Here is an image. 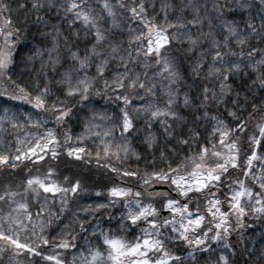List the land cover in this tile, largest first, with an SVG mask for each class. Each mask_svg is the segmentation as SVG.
<instances>
[{
  "label": "trees",
  "instance_id": "1",
  "mask_svg": "<svg viewBox=\"0 0 264 264\" xmlns=\"http://www.w3.org/2000/svg\"><path fill=\"white\" fill-rule=\"evenodd\" d=\"M3 2L7 3L11 9L10 15L13 27H20L21 32L18 38L14 37L16 43L11 53L12 63L9 65L7 75L0 77V91L7 89L9 93L18 94L17 86H20L35 96L40 88L44 87L45 83L50 82L51 94L47 99V103L50 105L53 99L57 98L64 100L65 85L57 81L61 78L64 69L74 66L67 46L63 43L60 45L62 66L57 65L55 71H53L50 64L46 68L41 67L42 63L48 60L46 51L43 52L42 56H34L29 60L28 57L33 56L36 47L47 49L52 46L51 37L44 35L49 29L45 27L43 22H36L38 14L31 8L32 0H27L26 7L23 10L17 8V0H3ZM20 2L24 3L25 0H20ZM121 2L125 4V9L119 8L115 0H109L116 13V20L119 21L118 26L111 28L112 19L103 10L102 0H86V10L103 17L100 23L102 28L106 30L109 40L120 43L123 54L127 56L131 35H138L140 31L146 33L147 29L140 20H131V13L127 11V8L139 3V0H121ZM212 2L213 0H191L192 6L184 7L189 4V0H145L148 17L150 19L154 18L157 24L162 25L166 18L168 21H175L178 16L190 20L195 14V8L199 7L200 15L203 17V30L205 32L209 30V20H211L216 32H220L221 27L216 20L217 14L212 11ZM223 2L224 0H221V3ZM63 3H65V0H45V7L40 10L39 15L48 22L49 26L57 25L61 29L62 36H69L71 38L69 43L75 44L79 48L80 54L83 55L84 49L90 46L94 36L86 35L89 29L82 21H75L74 26L70 27L69 23L63 19V8H49V4ZM249 3L252 7L243 10L237 7L236 0H229L230 7L224 9L228 15L221 19L235 20L242 24L243 20L247 19L248 16H252L259 23L260 15L264 14L261 11L260 0H249ZM163 4H168L169 7L164 9ZM4 15L7 16L9 13H4ZM25 16L29 17V22L21 24ZM173 31L175 29H168L170 34ZM77 33H79V36H77ZM193 34H195V29H193ZM219 38L222 39V36ZM144 43H147L146 38ZM250 43L257 48H264V41H260L257 37H252ZM139 46V42L131 41L133 56H136L135 49ZM204 46L207 47L206 44ZM233 46L235 47L234 41ZM187 48V42L183 41V37H181L170 41V45L164 46L163 49L166 50L165 54L177 57L175 67L180 75V82L172 85V88L178 92L179 97L175 101L173 111H176L183 119L157 118L150 121V128L148 126V116L144 113L137 115L134 106L149 102L163 104L167 99L161 84H167L168 81L164 76L154 75L158 71L154 63V55H150L148 58L141 55L139 64H129V67L140 72L142 79L145 70L147 71L148 78L156 84L155 96L146 95L140 89L136 90L140 93L139 97L129 89L109 91L104 89L103 80H99L94 82L86 101H81L79 96L68 98L66 103L69 107H72V105H75V107L72 109L71 114L60 124L56 123L50 112L36 109L27 101L14 100L8 95H0V154H6L10 157L19 154L17 152V149H20L18 138L28 127V124H24L26 118L24 117V120L22 118L23 112L20 109H23L24 113L30 114L32 121H35V119L39 121V125L31 123L32 126L43 131L47 128L56 130L58 140L55 143L58 156L65 154L69 161H74L70 162L67 167L59 159L55 163L44 159L38 161L35 165L21 159L14 161L15 168L12 167L13 161L0 164V196H3L6 192H16L18 194L22 188H25L26 182L23 179L31 170H35L34 172L37 174L42 173L47 167L57 172V178L55 179L62 187H70V184L77 180L80 182L77 193L70 191L63 193L62 199L68 201L66 205L62 204V199L51 201L48 197L46 199L40 196V198L34 199L31 191H29L24 198L28 204V211L32 215V222H28V227L25 229L26 234L29 235L27 243L38 245V251H43L44 255H29L27 250L16 252L13 248L6 246L0 251V264H56L55 260L45 258L50 255L56 256L63 264L78 263L81 260V255L87 253L90 248H99L104 251V244L100 236L102 229L108 230L110 235L121 236L129 241L134 240L140 234V228L144 226L143 223L131 225L130 221L125 220L124 227H121L122 213L119 209L111 206L110 201L112 198L108 196L107 189L113 186H123L144 194L145 192L140 190V185L145 186L139 182L141 177L145 173H151L154 169L165 168L166 170L169 164L175 168L184 156L191 154L192 151H198V143H204L205 138L208 137L215 126V122L211 120L213 114L225 120V123L229 126H235L233 118L227 114L226 109L229 108H234L240 118L247 121V128L244 133H238L236 137H233L234 139L240 138L239 158L242 160H239V163L242 167L239 170L230 168L226 174L227 178L223 180V185L218 189L213 188L211 191L216 193V197L220 200L219 206L225 212L229 208L226 202V188H233L232 180H244L254 191H258L264 196V190L260 188L261 181H252L244 175L242 170L246 166L243 158L246 157L247 151H250L251 147L248 137L260 135L258 124L261 122L260 117L264 116V107H261L264 104V86L256 81L255 73L252 69L246 67L247 61H245V66L238 73L230 74V78L226 82L231 90L225 93V102L220 105L209 104L207 108H202L199 113H196L200 116V119L196 121L194 105L200 103L203 87L207 84L210 88L215 87L219 91V83L214 75H207L208 64L211 63L210 56L203 64V72L197 75L192 71L195 54L194 52H188ZM72 50L75 51L76 48ZM249 50L247 46L244 47L246 53ZM142 51H146V47ZM235 51L239 53L240 48L235 47ZM195 52H198V50H195ZM227 59L237 60L240 58L230 56ZM256 59H259V56ZM117 63L116 60L109 63L106 78H111L114 75L117 70ZM145 65H147V69H145ZM84 74V72H81L80 76L82 77ZM87 75L90 77L95 75V64L87 70ZM8 77L11 79L9 80ZM73 83H75V79ZM124 91H128L131 95L132 106L128 108V111L133 117L136 131L121 137L119 127L113 128V126L120 118V108L124 106L122 101L117 100L116 93L121 92L123 94ZM185 94L193 99V104L186 106L183 103ZM233 101H237V103L233 104ZM253 105L257 106V110L254 111ZM205 111L209 113L207 118L203 116ZM93 113L97 115L93 117ZM249 113H252V115L249 116ZM104 117H107V119H104ZM161 119L168 120L171 124V130H174L176 135L172 137L166 135L164 125L160 122ZM22 120L24 122H21ZM89 120L98 127L91 128L92 135H85L83 140H77L76 137L85 132V123H88ZM106 128H113V134L109 137H103V130ZM189 128H195L201 133V136L196 138L195 141L190 139L189 144H179L178 137L181 135L190 138ZM98 132L101 134L100 137L96 136ZM149 132L154 137L151 147H149L146 139ZM65 133L71 136L70 140L65 141ZM101 139L111 140L113 149L115 145L127 142L129 150L127 153L120 151L118 158L111 153L105 156ZM75 147H83L84 152L78 154V156L68 155L67 149ZM256 147L258 155H264V146L256 145ZM98 151L99 156L97 155ZM162 151L165 153L163 162L161 161ZM224 151H227V149H224ZM113 167L116 169L115 171H113ZM126 172H136L137 175H126ZM61 177L64 180L60 181ZM132 177L134 180L130 181ZM164 184L168 185V183ZM169 194L172 195V198H177L171 192ZM19 197L20 195H17L13 199L17 201ZM207 198H210L208 192L203 194L194 193L191 197V208L195 209L199 205V211H204V201ZM182 200L186 202L184 198ZM42 204L45 210L39 213ZM96 204H103L104 207L96 209ZM13 206L7 197L0 200V227L5 230L7 215L11 217L15 212V209H11ZM62 207L63 212L60 211ZM159 208H162V204L159 205ZM84 209H87V211H84ZM57 216L59 219L56 218ZM228 219L227 248L224 246V240H212L210 246L206 248L197 246V250L193 251V248L179 239H166L165 244L169 251L180 257L175 264H215L221 252L228 257L230 264H264V213H254L251 208H246L245 213L239 218L232 215ZM81 221H83V225H81ZM33 224H35V230ZM197 234H199V230ZM39 236L47 239L48 243H40ZM73 236L75 239H73ZM165 236L170 235L165 232ZM62 239H66L72 246L69 248L57 247L56 245L60 244ZM4 245L5 241H0V246ZM169 264H173V262H169Z\"/></svg>",
  "mask_w": 264,
  "mask_h": 264
},
{
  "label": "snow or ice",
  "instance_id": "2",
  "mask_svg": "<svg viewBox=\"0 0 264 264\" xmlns=\"http://www.w3.org/2000/svg\"><path fill=\"white\" fill-rule=\"evenodd\" d=\"M116 5L121 9H125V4L121 0H115ZM27 0L21 3L17 0V8L23 10L26 7ZM236 5L240 9L247 10L252 7L249 0H236ZM189 4L184 7H190ZM261 11L264 13V0H260ZM45 7V0H32L31 8L37 12L36 22L45 24L48 27V31L44 35L51 37L52 46L47 49H41L36 47L33 56L28 57L31 60L34 56H42L46 51L48 54V60L42 63L41 67L46 68L49 64L52 66L53 71L56 70L57 65H61L60 45L65 44L68 48L71 60L74 62V66L69 69H64L61 78L58 83L65 85V99L59 98L53 99L49 105L47 99L51 94L49 87L50 82L45 83L43 88H40L39 92L33 96L27 92L23 87L17 86V93L12 94L5 89L0 91V95H8L14 100H24L31 104L36 109H43L50 112L52 118L57 124H60L71 114L72 107H69L66 101L68 98H75L79 96L81 101H86L91 92V88L94 82L103 80V87L106 90L113 89H129L139 97V91L143 90L146 95H156V84L148 78L147 71L144 72V78H141L140 72L135 68H130L129 64H139V58L143 55L148 58L150 55L155 56V65L158 71L154 73L155 76H164L167 79V84H161V88L164 89L167 97L163 104L156 102H149L147 104H136L135 111L137 115L144 113L148 116L149 128L151 127V120L169 117L174 120L183 119L176 111H173V106L179 94L176 92L172 85H176L180 82V75L176 70L177 57L175 55L165 54L166 50L164 46L170 45V41L177 40L183 37V41L188 44L187 51L194 52L195 59L192 63V71L197 75L204 71L203 64L207 61V58L211 57V63L208 64V76H215L219 83V91L215 87L210 88L207 84L202 89L200 103L194 105L195 107V119H200L199 113L202 108H207L209 104L220 105L224 103L225 93L229 92L230 86L226 83L230 74L238 73L242 67L245 66L247 61V68L252 69L255 73V79L261 86H264V48H257L253 46L250 41L252 37H257L260 41H264V14L259 17V23L252 16H248L243 20L242 24L235 20L221 19L226 17L228 13L224 11L226 7H230L229 0H213L212 11L216 15V20L220 24L221 31L216 32L215 27L212 26V21L209 20V30L205 32L203 30V17L200 15V8H195V14L190 20H185L183 16H178L175 21H168L165 19L164 23L157 24L154 18H149L147 14V5L145 0H139V3L134 4L132 7L127 8V11L131 13V20H140L147 32L140 31L138 35H131L129 42L128 55L125 56L122 51V46L116 41L109 40L106 34V30L102 28L100 21L102 16L86 10V0H65L63 4H49V8H63V19L66 20L70 27L74 26L75 21H82L83 24L89 29L86 32L87 36H94V40L84 49L83 55L80 54L79 48L75 44H70L69 36H62L61 29L53 24L48 25V22L39 15L41 9ZM162 7L167 9L168 4H163ZM102 8L107 12V16L112 19L113 26H118L119 21L116 20V13L113 9V5L109 3V0H102ZM207 11V9H205ZM4 13H9L5 16ZM11 9L9 5L3 0H0V35L4 38V46L0 47V77L6 76L9 71V65L12 63L11 53L14 49L16 40L14 37H19L21 29L20 27H13L11 18ZM29 22V17L25 16L21 24ZM169 28L175 29L171 34L168 32ZM195 29V34H193ZM94 30V31H93ZM79 36V33H77ZM222 36V39L219 37ZM153 37L155 39L153 40ZM145 38L147 43H144ZM131 41L139 42L140 46L135 49L136 56L131 52ZM239 47L240 51L237 53L235 47ZM207 45L205 47L204 45ZM247 46L250 50L246 53L244 47ZM146 47V51H142ZM76 48L75 51L72 49ZM198 50V52H195ZM230 56H238L240 59L231 60L227 59ZM259 56V59L256 57ZM112 60L118 61L117 70L111 78L107 77L108 65ZM95 64V75L88 76L87 70ZM147 69V65L144 66ZM85 74L81 77L80 73ZM10 80L11 78L8 77ZM75 79V83L73 80ZM255 82V81H254ZM116 98L123 102V107L120 108V118L117 120L116 125L119 127L121 137L125 134H131L136 131L134 127L133 117L128 111V108L132 106L131 95L128 91L116 93ZM183 103L191 105L194 103L187 94L184 95ZM237 101H233V104ZM264 107V104L261 105ZM254 111L257 110V106L253 105ZM7 111V110H6ZM228 116L233 118L234 127L225 123V120L220 119L217 115L213 114L211 120L215 122V126L212 131L205 138L204 143H198V151H192L191 154L184 156V158L176 164L173 168L169 164L165 168L160 170H153L151 173H145L141 177V183L143 185H151L157 181L162 183H168L173 192L176 193L177 198H172L167 191H145L149 197L159 196L162 198V207L167 210L170 215L163 216L156 204L152 201L144 202L140 197L143 195L140 191L135 192L132 200L127 199L128 194L132 193V189L128 187L113 186L107 189L108 196L111 197H125L124 207L126 212L122 213V219L120 221L121 227H124V221H130L131 225H139L143 223V227L140 228V234L135 237L134 242L124 239L121 236L110 235L109 231L102 229L100 236L103 240V244L106 246L107 254L99 248H90L89 255L90 260L85 259L84 264H169L180 259L170 252L166 247V239H179L193 248V251L197 250V246L207 247V241L224 240L225 248L227 244L228 234V217L235 215L237 218L242 216L247 208V204L242 201V197L247 196L249 200L253 197V190L244 185L242 180H232L233 185H239L238 188H226V202L229 205L228 211H222L220 208V200L216 197V193L211 191L213 188H219L223 185V180L227 178L226 174L230 167L239 168L242 167L239 163V154L241 144L239 137L234 139L237 134L244 133L247 128V121L241 119L234 108L226 109ZM97 114L93 113V117ZM209 113L205 111L203 116L207 118ZM252 113H249L251 116ZM107 119V117H104ZM261 122L258 124L259 136H249L248 139L251 142L250 151L247 152L245 165L242 170L245 176L249 175V169L253 167V160L259 159L262 162V171L258 177L261 183L260 188L264 190V155H258L256 145L264 146V116L260 117ZM29 122L39 125V121H32L29 114ZM161 124L164 125V132L167 136L172 137L176 135L174 130H171V124L167 119H161ZM98 127L89 120L85 123V132L77 136V140H83L85 135H92L91 128ZM113 128H106L103 130V137H109L113 134ZM190 138H185L183 135L178 137L179 144H189L190 139L195 141L196 138L201 136V133L195 128H189ZM100 133H96L97 137H100ZM218 137V139H217ZM71 139V136L65 133V141ZM149 143V147L152 146L154 137L149 132L146 138ZM58 137L54 128H47L45 134L40 136L35 144H29L26 146V151L17 149L19 153L16 156L10 157L6 154H0V164L6 162H12V167L15 168L14 161L21 159H31L40 161L43 160V155L39 153L47 154V151L52 153L55 157L56 153V141ZM101 143L104 145V155L107 156L111 153L117 156L120 151L128 152L129 146L127 142L123 144L115 145L113 149L111 140L101 139ZM39 149V152L37 151ZM227 149V151H224ZM68 155H77L84 152L83 147L68 148ZM99 156V151L97 152ZM165 160V153L161 152V161ZM108 166V165H106ZM116 169L113 167V171ZM53 172L52 168L48 169L49 176L42 179L38 176H30L26 183L24 191L27 192L30 188L34 196L38 193L39 189H42L45 193H77L80 182L77 180L70 184V187H62L56 182L51 181L50 174ZM126 175L136 176V172H126ZM67 179V178H65ZM47 181V182H46ZM209 193V197L205 199L204 203L207 206L208 212L215 219L217 215L219 219L215 222V229L203 228L201 224L205 221V216L199 211V205L197 208H191V197L195 194ZM18 194L16 192H6L3 196H0V200L7 199L14 205L15 209L24 210L23 213L14 215L11 217L8 225V229L5 230L0 227V241H5L4 246H0V251L8 244L12 245L14 249H27V254L43 256V251H38V245L32 243H21L18 236L12 235V229L15 227L18 233L21 228H27L28 222H32V215L28 211V204L26 202H17L13 198ZM257 199L256 203L261 204V207H253L252 212L264 213V204L261 203L264 200V196L261 193L255 194ZM179 198H184L186 202L181 203ZM47 199V198H46ZM62 204L68 203L67 199H62ZM115 202V201H111ZM103 204H96L95 208H103ZM214 209V210H213ZM45 210L43 204L39 209V213ZM64 211L63 207L60 210ZM87 211V209H84ZM38 213V214H39ZM55 215L54 213H50ZM59 219V217H56ZM83 225V221L80 222ZM43 227V225H41ZM35 230V224H33ZM170 229V236L166 237L165 232ZM222 229V231H221ZM199 230V234H197ZM210 233H214L211 234ZM35 234V231H34ZM73 239L75 237L73 236ZM38 240L42 244H47L48 240L43 236H39ZM61 248H69L72 245L68 243L66 239H62L61 243L56 245ZM48 260H55L56 264H63V262L57 259L56 256L45 257ZM215 264H230L228 257L221 252Z\"/></svg>",
  "mask_w": 264,
  "mask_h": 264
},
{
  "label": "rangeland",
  "instance_id": "3",
  "mask_svg": "<svg viewBox=\"0 0 264 264\" xmlns=\"http://www.w3.org/2000/svg\"><path fill=\"white\" fill-rule=\"evenodd\" d=\"M155 39V37H153V40ZM4 46V38H3V36L2 35H0V47H3ZM23 113H22V118H23V120L25 119L26 120V122H24L23 120L21 121V122H24V124L26 123V125L28 124V127L24 130V132L19 136V138H18V145H19V148L22 150V151H26V146L27 145H29V144H35V141L40 137V136H43L44 134H45V131H43V130H41V129H38V128H36V127H34V126H32V124L31 123H29V115L27 114V113H24V111H23V109H20ZM25 117V118H24ZM1 119V118H0ZM35 121H37L36 119H35ZM33 124H35V123H33ZM38 152H39V149L37 150ZM46 152H47V154L45 155L44 153H39V154H41V155H43V160L44 159H48V160H50V161H52L53 163H55L58 159L60 160V162H62L64 165H65V167H67L69 164H70V162H74V161H69V159H68V157H67V155H61L60 157L58 156V153H57V147H56V153H57V156H55V157H53L52 156V153L50 152V151H47V150H45ZM248 152V151H247ZM57 157V158H56ZM75 158H77V157H75ZM238 159L239 160H242L241 158H239L238 157ZM245 159H246V157L245 158H243V161H245ZM25 161H27V162H32L33 163V165H35V163H37L38 161L37 160H35V158L33 157V158H31V159H24ZM64 165H63V167H64ZM230 168H232V167H230ZM229 168V169H230ZM48 169H49V167H47L42 173H35L34 171L35 170H31V172H29V174L27 175V176H25L24 177V182H26L27 181V179L30 177V176H38V177H40V178H42V179H44V178H46V177H48L49 176V173H48ZM233 169H235V170H239V169H241L240 167L239 168H233ZM261 171H262V162L259 160V159H254L253 160V167L252 168H250L249 169V175H247V177L248 178H250L252 181H255V180H259L258 178H254V177H258L259 175H260V173H261ZM56 171H54V169H53V172L50 174V179H51V181H54V182H56V179L55 178H57L56 177ZM53 174V175H52ZM245 175V174H244ZM22 180V181H23ZM62 180H64L63 179V177H61V180L60 181H62ZM131 180H134L133 179V177L132 178H130V181ZM243 182H244V185L246 186V187H248V188H251L252 190H253V188L251 187V186H249L248 185V183L246 182V181H244V180H242ZM260 181V180H259ZM47 182V181H46ZM140 183H141V181H139ZM57 183V182H56ZM58 185H60L59 183H57ZM142 184V183H141ZM154 184H164V183H162V182H159V181H157V182H155V183H152L151 185H145V186H142V185H140L142 188H147V187H151L152 185H154ZM61 186V185H60ZM168 186H169V184H168ZM120 187H123V186H120ZM239 187V185H234L233 186V188H238ZM129 188V187H128ZM132 189V188H131ZM29 191H31V189H28V191L27 192H25L24 191V188H22L21 189V191L18 193V195H20V197L18 198V200H17V202H26L25 200H24V198L27 196V194L29 193ZM135 192H137V191H135V190H132V193H130V194H128V196H127V199H129V200H132L133 198H134V194H135ZM256 193H259L258 191H254L253 190V197L251 198V200H249V197H247V196H244V197H242L241 199H242V201L245 203V204H247V208L249 209V208H253V207H256V208H259V207H261V204H257L256 203V199H257V197H256ZM31 194H32V196L34 197V199H38V198H42V197H44V198H49L51 201L53 200V199H55V200H60V199H62V197H63V193H45V192H43V190L42 189H39L38 190V193L37 194H35V196H34V194H33V192L31 191ZM146 193H144L141 197H140V199H142L144 202H149V201H152L153 203H155L156 204V206H157V208L158 209H162V208H159V205H161L162 204V198L161 197H159V196H156V197H149V196H147V194L145 195ZM172 194V193H171ZM40 196V197H39ZM172 196V195H171ZM112 199H111V201H115L114 203L113 202H111L110 201V203H111V206L112 207H114V208H117V209H119L120 210V212L121 213H124V212H126L127 211V209L124 207V199H125V197H111ZM175 199V198H174ZM180 200H181V203H183L182 202V199L183 198H179ZM261 203L262 204H264V200H262L261 201ZM203 208H205L204 209V211H200V212H202L203 214H204V216H205V221L201 224V227H203V228H213V230L215 229V222L219 219V216L217 215V217L214 219L213 218V216L208 212V210H207V206L204 204V206H203ZM11 209H15L14 208V206L13 207H11ZM214 210V209H213ZM222 210V209H221ZM23 211L24 210H18V209H15V212L12 214V216H14V215H18V214H21V213H23ZM222 211H224V210H222ZM258 213H260V212H258ZM11 216V217H12ZM11 217L9 216V215H7V218H6V230L8 229V225H9V221H10V219H11ZM229 222V219L227 220V223ZM205 223V224H204ZM28 227V226H27ZM25 229L26 228H21L20 229V231L17 233L16 232V229H15V227H13V229H12V235L13 236H18V239L20 240V242L21 243H27L28 242V240H29V235H27L26 234V232H25ZM222 230V229H221ZM198 233V232H197ZM166 234H168V235H171V231H170V229L166 232ZM135 240V239H134ZM134 240H132L133 242H134ZM210 240V239H209ZM103 241V240H102ZM5 244H6V242H5ZM212 244V240H210L208 243H207V246H210ZM8 247H10V248H13L14 249V247L12 246V245H10V244H8L7 245ZM16 252H22V251H24V250H27V249H14ZM104 252H105V256H106V254H107V249H106V246L104 245ZM220 255V254H219ZM85 259H88V260H90L91 258H90V255H89V250L87 251V253H83L82 255H81V260L78 262V263H75V264H84V260Z\"/></svg>",
  "mask_w": 264,
  "mask_h": 264
},
{
  "label": "water",
  "instance_id": "4",
  "mask_svg": "<svg viewBox=\"0 0 264 264\" xmlns=\"http://www.w3.org/2000/svg\"><path fill=\"white\" fill-rule=\"evenodd\" d=\"M140 189H141L143 192L147 193V192L145 191L146 188H142V187H140ZM147 190H148V191H152V190H156V191H167V192H172L173 195H176V193L173 192L172 189H171L167 184H154V185H152L151 187H147ZM159 210H160L161 215H163V216H168V215H170V213H169L167 210L163 209V208H162V209H159Z\"/></svg>",
  "mask_w": 264,
  "mask_h": 264
}]
</instances>
